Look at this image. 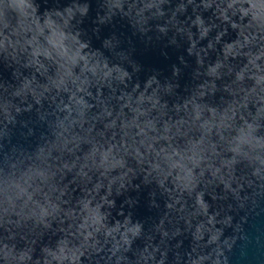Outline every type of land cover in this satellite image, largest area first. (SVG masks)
<instances>
[{
  "label": "water",
  "instance_id": "1",
  "mask_svg": "<svg viewBox=\"0 0 264 264\" xmlns=\"http://www.w3.org/2000/svg\"><path fill=\"white\" fill-rule=\"evenodd\" d=\"M0 264H264V3L0 0Z\"/></svg>",
  "mask_w": 264,
  "mask_h": 264
},
{
  "label": "clouds",
  "instance_id": "2",
  "mask_svg": "<svg viewBox=\"0 0 264 264\" xmlns=\"http://www.w3.org/2000/svg\"><path fill=\"white\" fill-rule=\"evenodd\" d=\"M260 2H261V3H264V0H260ZM253 7H254L253 4H251V3L248 4V9H252ZM246 15H249V13H246ZM252 19L258 21L260 18L257 17V16H253Z\"/></svg>",
  "mask_w": 264,
  "mask_h": 264
}]
</instances>
